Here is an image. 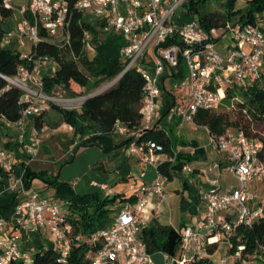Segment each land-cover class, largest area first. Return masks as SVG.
Returning a JSON list of instances; mask_svg holds the SVG:
<instances>
[{
    "label": "built area",
    "instance_id": "obj_1",
    "mask_svg": "<svg viewBox=\"0 0 264 264\" xmlns=\"http://www.w3.org/2000/svg\"><path fill=\"white\" fill-rule=\"evenodd\" d=\"M188 1L0 0V7L9 10L8 17L14 16L16 20L14 26L3 27L1 46L15 49L22 56L31 54L30 58L34 60L33 67L22 68L14 76L0 73L8 84L23 90L20 103L24 104V108L20 118L11 121L2 117L5 125L24 126L29 117L49 111L51 102L68 109H78L74 99L66 96L61 87L52 96L45 94L43 77L50 70H56L57 60L54 56L34 55V49L43 40L57 46L70 43V24L75 11L81 12L87 23L103 26L124 38L120 50L123 68L104 87L114 84L130 69H135L144 81L141 93L142 126L138 130L131 129L121 120L113 126V133L125 138H139L153 128L162 103L163 87L184 93L187 103L176 105V111L185 120L193 122L199 110L220 108L228 90L247 87L261 79L264 75V29L258 23L238 27L228 21L224 27H214L208 32L197 17L183 19V9ZM225 37L229 38V42L223 52L217 43ZM84 40L90 53H94L92 35L88 30L84 32ZM181 60L186 75L178 78L176 74L179 73ZM43 68L48 71L43 72ZM84 101H79V104ZM70 128L73 129L72 126ZM207 129L213 148L226 154L225 167L236 176L238 184L223 190L216 181H212L204 191V220L199 228L186 226L182 232L184 246L186 249L191 247L193 254L184 255L178 264H192L204 259L207 247L224 239L228 240L229 249L234 248L230 237L238 225L252 228L256 223L264 222V200L258 202L250 187L254 180L264 179V162L258 157L262 142L242 130L229 128L225 133L215 134ZM21 137L23 139V134ZM135 138L128 144L130 151L141 155L145 165L154 166L156 175L141 187L136 202L117 199L112 204L116 210L112 224L93 232L87 240L89 243L101 242L98 250L90 255L91 264L153 262L140 233L149 225L147 207L150 197L157 195L160 203L164 196L167 175L161 167L167 161H175L176 156L158 152L161 145L155 141H138ZM39 143L38 139L34 145L26 147L33 152L35 144ZM14 166L12 152L0 144V171L6 173L9 182L5 189L16 194L9 216H0V264H35L36 255L48 248L59 253L60 262H67L74 238L82 240L81 234H72L70 201L39 189L26 188L23 184L20 186L21 179L16 176ZM183 169L193 171L189 165H184ZM100 186L108 188L106 184ZM108 195H111L110 190H107ZM229 209H234L235 219L222 215ZM49 232L52 243L48 241L38 246L28 243L25 238ZM246 250V242L240 243L230 255L241 261ZM254 252L264 256V240L256 239Z\"/></svg>",
    "mask_w": 264,
    "mask_h": 264
},
{
    "label": "trees",
    "instance_id": "obj_2",
    "mask_svg": "<svg viewBox=\"0 0 264 264\" xmlns=\"http://www.w3.org/2000/svg\"><path fill=\"white\" fill-rule=\"evenodd\" d=\"M238 0H222L223 11L208 8L204 9L206 0H189L183 9V19L188 20L197 17L205 30L210 32L214 27H224L230 21L235 26L243 27L247 24H256L261 14H264V0H246L243 7L237 8ZM10 11L0 7V16L5 20ZM71 40L69 44L57 46L49 40H43L34 49L35 57L54 56L57 60L56 70H50L43 77L45 94L54 95L58 87L65 90L67 96H88L80 109H68L51 102V109L61 115V122L70 124L73 127V134L81 139L75 143L74 136L70 142L76 147L85 146L87 143L83 138L95 133L96 140L105 135L113 133V126L116 121L121 120L131 129L138 130L142 126L141 114V93L143 79L135 69H130L121 76L114 84L106 89L97 92L107 82L113 80L122 70L120 50L124 44V38L120 33L106 30L103 26L90 24L85 21L82 13L75 11L70 24ZM88 30L92 35L91 44L94 53H90L84 40V32ZM4 28L0 24V73L14 76L22 68H30L34 65L31 54L22 56L21 52L4 48L1 46V38ZM43 34H45L43 32ZM179 73L176 77L182 78L186 75L184 62L181 60ZM103 89V88H102ZM163 94L168 97L163 103L162 113L165 114L178 102L186 105L187 101L183 92L178 89L162 88ZM23 90L14 85L8 84L7 80L0 75V118L16 121L21 116L24 104L20 103ZM233 101L229 111L199 110L195 116V122L205 125L215 134L226 132L228 127L234 126L237 130L244 131L249 137L257 138L262 142V148L258 157L264 162V75L261 79L253 82L247 87H236L228 90L224 104ZM50 109V110H51ZM47 111L35 117V124L40 129L45 121ZM2 122L0 120V130ZM135 137L125 138L124 144H129ZM138 141H155L161 145L160 153L175 155L171 149L170 138L158 125L146 130ZM66 146L68 145L65 143ZM176 161L165 162L161 170L172 179L174 174L182 170L185 160L181 156ZM28 170V183L39 177L54 187V196L70 201L69 218L73 223V235L81 234L82 240L74 238L72 250L67 262L58 260L59 253L48 248L36 255L35 264H91V257L101 242L89 243L87 240L91 234L99 229L110 226L116 216L113 203L120 199L134 203L137 196H125L121 193L105 196L100 189L85 192H77L73 184L67 180H61L58 173L53 175L46 170ZM13 200L0 205V214L8 216L16 202L15 194ZM162 239L159 242L151 239L153 228L151 223L143 229V238L146 241L148 251L161 248L164 251L175 252L180 243L179 234L171 227H162ZM151 234V235H150ZM256 239L264 240V222L256 223L254 227L247 228L238 225L230 237L234 248L246 242L247 250L244 258L250 255H261L254 252ZM219 247V242L210 244L207 247L208 253H214ZM234 248L229 249V253ZM263 258L264 256L261 255ZM196 262H204L196 260Z\"/></svg>",
    "mask_w": 264,
    "mask_h": 264
},
{
    "label": "crops",
    "instance_id": "obj_3",
    "mask_svg": "<svg viewBox=\"0 0 264 264\" xmlns=\"http://www.w3.org/2000/svg\"><path fill=\"white\" fill-rule=\"evenodd\" d=\"M257 23L264 29V14H261ZM229 38L225 37L218 40V47L221 51H225ZM182 92L181 90H179ZM163 102L160 104L153 125H158L164 130L170 138L171 149L176 158L181 156L193 171L186 172L182 170L176 172L172 179L164 181V196L159 203V197L152 195L150 203L147 207V215L149 216V224L153 228L151 239H162V227L173 228L180 236L181 243L178 249L173 253L164 251L161 248H155L151 251L153 262L151 264H178V261L184 256L193 254L192 248L186 249L184 246L182 232L186 226L199 228L205 218V203L203 199L204 191L210 187L212 181H216L218 186L223 190H228L238 184L236 176L228 171L225 167L227 156L225 153L216 151L211 144V135L205 125L185 120L177 113L176 107H171L165 114L162 113ZM177 105H181L178 102ZM0 130V144L12 152L15 161V174L21 179V184L29 189H39L45 193L54 194L55 189L51 184L43 179L36 177L28 183V170L50 172L46 167L49 166L47 159L51 153L47 143L51 148L59 150H67L72 147L75 150V143L81 137L72 134L69 138L60 140V136L65 135L71 125L61 122V115L55 110L46 112L45 121L42 128H38L35 124V117H29L24 126L5 125L2 118ZM71 129V128H70ZM232 129V128H231ZM74 132V131H73ZM23 134V139H22ZM54 136L58 140H53ZM74 136L80 138L75 143H71L70 139ZM95 133L83 138L87 143L85 146L99 143L102 153L108 157L97 168L96 173L90 170V175H86L85 182L77 180L73 184L77 192L91 191L100 189L107 196V190L111 195L121 193L127 197L141 194L140 189L146 183L152 180L156 175V170L152 165H145L141 159V155L132 153L127 144H124V136L112 133L99 137L95 142ZM40 140L39 144H35L34 151L27 149L26 145L35 143ZM67 143L68 145L66 146ZM86 151V150H85ZM177 159H175L176 161ZM36 165L38 168H33ZM183 165V167H184ZM59 175V172H58ZM177 178V179H176ZM259 180V179H258ZM264 180V179H262ZM261 181V180H260ZM9 184L5 172L0 171V205H4L13 200L15 193L5 189ZM101 184L108 185L107 189H102ZM53 189V190H50ZM257 197L256 190H252ZM16 196V194H15ZM16 199V198H15ZM264 195L257 197V201H263ZM157 205V207H155ZM2 214H0L1 216ZM227 219H235L234 209L223 211ZM6 216V215H5ZM9 216V215H8ZM11 223V222H9ZM143 236L144 231H141ZM150 234V235H151ZM28 243L41 245L47 243L46 235L40 233L37 237L25 236ZM227 240V239H224ZM223 241V240H222ZM228 242V240H227ZM219 242V246H220ZM229 245V243H228ZM219 248V247H218ZM217 248V250H218ZM214 253H207L202 259L204 262H196L192 264H211L214 261ZM229 251V249H228ZM222 260H224L222 262ZM220 264H242L241 261L235 260L230 253L226 257L221 258ZM217 261V262H218Z\"/></svg>",
    "mask_w": 264,
    "mask_h": 264
},
{
    "label": "rangeland",
    "instance_id": "obj_4",
    "mask_svg": "<svg viewBox=\"0 0 264 264\" xmlns=\"http://www.w3.org/2000/svg\"><path fill=\"white\" fill-rule=\"evenodd\" d=\"M246 4V0H238L237 1V8L243 7ZM205 10L208 8L216 9L218 11H223V4L222 0H206L204 7ZM198 17V16H197ZM16 23V20L14 19V16H10L6 18L5 20L2 19L0 16V24L3 27H12ZM54 64V63H52ZM53 65H51L50 69H52ZM45 73L48 71L46 68H43V72ZM102 88H99L97 92L102 91ZM62 92V91H61ZM65 94V93H64ZM88 95L90 94H83L78 96H72L73 103L75 105H78L77 108L79 109L81 104H79V101H84ZM67 96V95H66ZM87 96V97H86ZM70 97V96H68ZM168 97L166 94H163L161 101L167 100ZM233 101L230 103H226L222 105L218 110L229 111V106H231ZM57 104V103H56ZM61 107H65L64 105L57 104ZM231 111V110H230ZM236 129L234 126L228 127L226 131L229 129ZM65 135L67 136H60V140H62L64 137L67 139L72 136L73 129H68L65 131ZM80 138L76 137L75 140L78 141ZM53 140L57 141L58 137L54 136ZM49 147V152L51 153L50 158L47 159V162L49 166L46 168L52 172L53 175L59 172V179L61 180H67L71 183H74L77 180H83V183L85 182L86 175H90V170H93L94 173H96V170L98 167L102 165V162H104L105 159L108 158L102 153V148L99 143L89 145V146H80L76 147L75 150H72V147L67 150H59L58 148H51V145L47 143ZM86 150V151H85ZM33 168H38L36 165L33 166ZM91 176V175H90ZM177 179V178H176ZM251 190H256L257 197L264 195V180H254L250 184ZM53 190V189H50ZM46 239L52 243V234L49 232L46 235ZM229 245L227 240H223L220 243V246L217 250V252L214 255V261L216 263L211 264H220V260L223 257H226L229 253L228 251ZM218 261V262H217ZM230 264V263H228ZM242 264H264V258L261 255H250L248 258H244L242 260Z\"/></svg>",
    "mask_w": 264,
    "mask_h": 264
},
{
    "label": "water",
    "instance_id": "obj_5",
    "mask_svg": "<svg viewBox=\"0 0 264 264\" xmlns=\"http://www.w3.org/2000/svg\"><path fill=\"white\" fill-rule=\"evenodd\" d=\"M107 87H104L102 90H104V89H106ZM90 95H92V94H90Z\"/></svg>",
    "mask_w": 264,
    "mask_h": 264
}]
</instances>
